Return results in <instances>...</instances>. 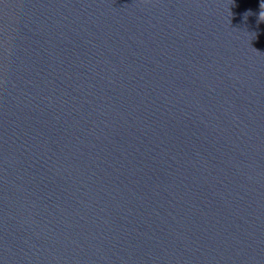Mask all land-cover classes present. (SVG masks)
<instances>
[{"label": "water", "instance_id": "water-1", "mask_svg": "<svg viewBox=\"0 0 264 264\" xmlns=\"http://www.w3.org/2000/svg\"><path fill=\"white\" fill-rule=\"evenodd\" d=\"M264 0H0V264H264Z\"/></svg>", "mask_w": 264, "mask_h": 264}, {"label": "clouds", "instance_id": "clouds-1", "mask_svg": "<svg viewBox=\"0 0 264 264\" xmlns=\"http://www.w3.org/2000/svg\"><path fill=\"white\" fill-rule=\"evenodd\" d=\"M260 8H261V11L259 13V19L261 21H264V3H261Z\"/></svg>", "mask_w": 264, "mask_h": 264}]
</instances>
